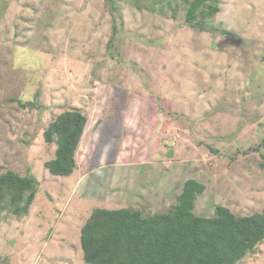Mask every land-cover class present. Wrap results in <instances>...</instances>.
<instances>
[{"label": "rangeland", "instance_id": "rangeland-1", "mask_svg": "<svg viewBox=\"0 0 264 264\" xmlns=\"http://www.w3.org/2000/svg\"><path fill=\"white\" fill-rule=\"evenodd\" d=\"M116 1L121 16L103 0H0V175L37 184L26 216L0 212V264H85L94 209L167 212L188 179L205 187L197 216L264 208V0H217L208 32L181 0L163 15ZM70 110L87 119L76 166L53 176L43 133ZM237 264H264V241Z\"/></svg>", "mask_w": 264, "mask_h": 264}, {"label": "trees", "instance_id": "trees-1", "mask_svg": "<svg viewBox=\"0 0 264 264\" xmlns=\"http://www.w3.org/2000/svg\"><path fill=\"white\" fill-rule=\"evenodd\" d=\"M108 2L119 16L116 0ZM185 23L198 31L212 25L218 12L217 0H181ZM173 0H132L135 8L163 15ZM113 9V10H112ZM114 39L116 24L112 26ZM210 32L214 30L210 29ZM78 111H64L43 133L47 143L55 142L54 158L45 162L53 176L73 173L74 152L86 126ZM264 144V137L262 138ZM262 153V145L250 148ZM259 154V155H260ZM37 184L31 175L19 176L7 170L0 175V212L26 216ZM205 190L194 179L184 181L176 203L167 212H149L133 207L94 209L80 229L79 243L85 264H237L264 241V208L251 216H235L228 208L215 206L207 218L193 212L195 198Z\"/></svg>", "mask_w": 264, "mask_h": 264}, {"label": "crops", "instance_id": "crops-1", "mask_svg": "<svg viewBox=\"0 0 264 264\" xmlns=\"http://www.w3.org/2000/svg\"><path fill=\"white\" fill-rule=\"evenodd\" d=\"M142 124L141 125H143V122H141ZM139 125H136L135 126V128L136 127H138ZM156 128H154V129H151V130H148L149 132H148V135H149V138H147V140H149V139H153V138H155V133H156V130H155ZM140 166V165H139ZM138 166V167H139Z\"/></svg>", "mask_w": 264, "mask_h": 264}, {"label": "water", "instance_id": "water-1", "mask_svg": "<svg viewBox=\"0 0 264 264\" xmlns=\"http://www.w3.org/2000/svg\"><path fill=\"white\" fill-rule=\"evenodd\" d=\"M170 154V153H169ZM171 155V154H170Z\"/></svg>", "mask_w": 264, "mask_h": 264}]
</instances>
